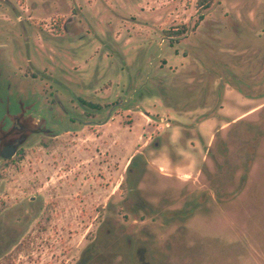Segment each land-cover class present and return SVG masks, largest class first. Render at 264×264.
Returning a JSON list of instances; mask_svg holds the SVG:
<instances>
[{"label":"rangeland","instance_id":"obj_1","mask_svg":"<svg viewBox=\"0 0 264 264\" xmlns=\"http://www.w3.org/2000/svg\"><path fill=\"white\" fill-rule=\"evenodd\" d=\"M197 3L0 0L14 101L95 105L0 155V264H264V0Z\"/></svg>","mask_w":264,"mask_h":264},{"label":"flooded vegetation","instance_id":"obj_2","mask_svg":"<svg viewBox=\"0 0 264 264\" xmlns=\"http://www.w3.org/2000/svg\"><path fill=\"white\" fill-rule=\"evenodd\" d=\"M6 76V72L3 73V69H1L0 155L2 157L13 158L21 145L34 134L39 133L46 138L58 137L53 128H59L63 131V120L67 128L70 123L86 124L85 122H88V125L90 124L91 121L89 120L82 121V117L90 119L94 116L95 105L93 103L78 99V103L74 106L71 104L69 108L65 106L61 97L56 93L51 94V97L48 96L44 100L42 97L38 98L33 94H29L28 91L23 93L31 95L29 98L21 95L22 97H18L14 101L15 99L12 97L14 88L11 87V82H7L10 85L6 87ZM4 88H6V92H4ZM70 112H75V116ZM66 132L69 133L70 130H66ZM136 164L134 162L133 166ZM141 250L143 248H140Z\"/></svg>","mask_w":264,"mask_h":264},{"label":"trees","instance_id":"obj_3","mask_svg":"<svg viewBox=\"0 0 264 264\" xmlns=\"http://www.w3.org/2000/svg\"><path fill=\"white\" fill-rule=\"evenodd\" d=\"M213 3H214V0H198L197 8L199 9V11H206V10L211 8ZM203 19H204V15H202V14L199 15V21L198 22L202 21ZM171 34H174L176 36V34H178V33H171Z\"/></svg>","mask_w":264,"mask_h":264},{"label":"water","instance_id":"obj_4","mask_svg":"<svg viewBox=\"0 0 264 264\" xmlns=\"http://www.w3.org/2000/svg\"><path fill=\"white\" fill-rule=\"evenodd\" d=\"M109 119H110V117H109ZM109 119L107 120V122H106V123H108Z\"/></svg>","mask_w":264,"mask_h":264}]
</instances>
